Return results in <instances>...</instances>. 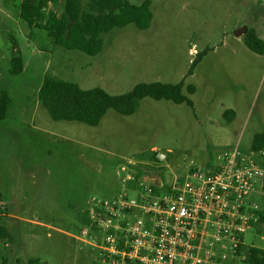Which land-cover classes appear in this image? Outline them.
I'll use <instances>...</instances> for the list:
<instances>
[{
    "label": "rangeland",
    "instance_id": "1",
    "mask_svg": "<svg viewBox=\"0 0 264 264\" xmlns=\"http://www.w3.org/2000/svg\"><path fill=\"white\" fill-rule=\"evenodd\" d=\"M149 1L145 31L128 25L103 34L100 44L55 47L21 20L20 0H0V91L11 99L0 120V222L9 234L0 253L10 264H99L80 220L92 198H110L122 188L120 167L164 180L172 172L180 183L190 170L218 166L233 146L248 154L253 137L264 132V54L233 36L246 27L264 42V0ZM49 11L60 16V1ZM14 65L21 68L16 75ZM45 74L113 96L139 83L182 81L193 107L144 98L134 114L109 110L95 127L53 121L37 100ZM187 85L194 86L192 95ZM155 151L164 154L159 165L167 169L154 168L148 155ZM262 152L256 161L264 171ZM248 200L264 212V176ZM243 245L264 250V225L245 233Z\"/></svg>",
    "mask_w": 264,
    "mask_h": 264
},
{
    "label": "built area",
    "instance_id": "2",
    "mask_svg": "<svg viewBox=\"0 0 264 264\" xmlns=\"http://www.w3.org/2000/svg\"><path fill=\"white\" fill-rule=\"evenodd\" d=\"M154 153V168L167 169L164 154ZM262 153L233 146L218 166L190 170L180 183L172 172L164 180L122 166V188L91 199L84 214L93 230L81 235L95 241L99 264H250L243 238L263 212L248 200L264 176Z\"/></svg>",
    "mask_w": 264,
    "mask_h": 264
},
{
    "label": "trees",
    "instance_id": "3",
    "mask_svg": "<svg viewBox=\"0 0 264 264\" xmlns=\"http://www.w3.org/2000/svg\"><path fill=\"white\" fill-rule=\"evenodd\" d=\"M53 0H20L19 16L30 28L45 34L55 47H67L72 42L81 44H100L102 35L114 28H124L133 25L139 31L149 28L152 20L150 1L144 0L139 5L131 4L128 0H87L84 7L82 0H59L61 14L57 16L49 11ZM244 44L249 51L257 55L264 54V42L257 38L253 31L247 30L243 36ZM208 52L207 49L196 54L190 62L188 75H191L196 65ZM19 65L12 66V74L20 71ZM183 82L177 84L139 83L129 92L122 95H109L100 88L82 90L77 84L56 79L45 74L37 91V100L47 111L53 121L78 122L90 127L99 124L105 114L112 110L122 116H130L136 112L139 103L144 98L154 101H170L173 104H185L192 108V102L182 93ZM187 94L192 95L195 88L185 87ZM11 105V99L6 91H0V120L5 118ZM230 111L223 116L230 120ZM250 150L264 151V132L253 137ZM148 159L154 160V156ZM133 168V167H130ZM212 169L211 163L207 164ZM137 175L141 172L136 170ZM81 224L90 230V221L84 216ZM264 225V212L257 225ZM9 240V234L0 222V242ZM250 264H264V250L248 249ZM0 264H10L8 258L0 253ZM27 264H38L30 260Z\"/></svg>",
    "mask_w": 264,
    "mask_h": 264
},
{
    "label": "water",
    "instance_id": "4",
    "mask_svg": "<svg viewBox=\"0 0 264 264\" xmlns=\"http://www.w3.org/2000/svg\"><path fill=\"white\" fill-rule=\"evenodd\" d=\"M246 32H247V28L241 27V28L236 29L235 32H233V36L238 38V37L244 36Z\"/></svg>",
    "mask_w": 264,
    "mask_h": 264
}]
</instances>
